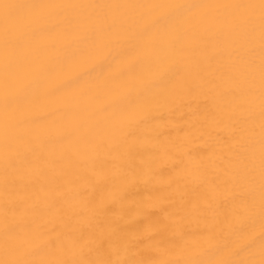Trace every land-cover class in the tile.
I'll return each instance as SVG.
<instances>
[{
    "label": "snow or ice",
    "instance_id": "obj_1",
    "mask_svg": "<svg viewBox=\"0 0 264 264\" xmlns=\"http://www.w3.org/2000/svg\"><path fill=\"white\" fill-rule=\"evenodd\" d=\"M0 264H264V0H0Z\"/></svg>",
    "mask_w": 264,
    "mask_h": 264
},
{
    "label": "bare ground",
    "instance_id": "obj_2",
    "mask_svg": "<svg viewBox=\"0 0 264 264\" xmlns=\"http://www.w3.org/2000/svg\"><path fill=\"white\" fill-rule=\"evenodd\" d=\"M177 118H179V117L177 116Z\"/></svg>",
    "mask_w": 264,
    "mask_h": 264
}]
</instances>
